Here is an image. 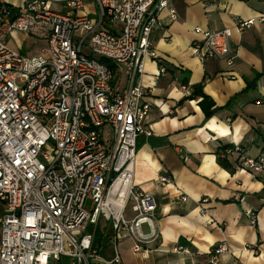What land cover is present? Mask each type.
<instances>
[{
	"label": "built area",
	"instance_id": "obj_1",
	"mask_svg": "<svg viewBox=\"0 0 264 264\" xmlns=\"http://www.w3.org/2000/svg\"><path fill=\"white\" fill-rule=\"evenodd\" d=\"M94 1L97 17L87 0H0V264H125L121 238L133 241L136 254L158 239L157 198L135 183L139 138L152 135L142 77L146 60L157 57L152 35L165 28L164 11L172 20L178 13L168 0ZM202 3L210 9V0ZM257 23L264 13L239 20L235 30ZM15 31L39 33L48 46L28 56L10 45ZM196 31L203 35L193 45L197 57L235 66L233 28ZM103 59L117 65V75ZM234 153L241 168L264 174L263 155L239 145L225 155ZM210 202L199 200L201 213ZM108 229L107 248L96 245L97 231ZM223 254H234L227 242L211 263Z\"/></svg>",
	"mask_w": 264,
	"mask_h": 264
},
{
	"label": "crops",
	"instance_id": "obj_2",
	"mask_svg": "<svg viewBox=\"0 0 264 264\" xmlns=\"http://www.w3.org/2000/svg\"><path fill=\"white\" fill-rule=\"evenodd\" d=\"M168 1L178 17L172 20L166 9L165 28L152 35L157 57L146 60L142 77L153 103L147 119L152 135L139 138L135 172L137 187L157 198L158 239L136 254L133 241L121 238L123 261L212 264V251L227 242L234 254L221 255L218 264H264V174L241 168L237 153L226 156L232 170L218 158L222 145H239L253 157L264 153V23L244 33L235 30L239 20L264 13V0H210V9L202 0ZM86 8L98 16L95 4ZM227 27L234 29L232 45L238 52L233 68L222 59L203 62L194 54V43L203 39L196 29ZM200 84L216 104L209 118L200 104L203 97L195 93ZM161 175L170 176L172 184L162 186ZM204 197L211 199L207 215L199 204ZM5 211L0 202V237ZM144 229L149 232L147 225ZM246 243L253 250H245Z\"/></svg>",
	"mask_w": 264,
	"mask_h": 264
},
{
	"label": "rangeland",
	"instance_id": "obj_3",
	"mask_svg": "<svg viewBox=\"0 0 264 264\" xmlns=\"http://www.w3.org/2000/svg\"><path fill=\"white\" fill-rule=\"evenodd\" d=\"M14 2H18L19 0H14ZM95 4L94 0H87V4ZM95 17V16H94ZM48 39H46L43 35L39 33L34 34H26L23 32L15 31L9 36L10 45L22 53L28 56H35L42 54V48L48 46ZM126 73L123 74V78L121 82L118 80L117 84L119 86H124L126 82ZM264 156V153H262ZM110 233V229H108ZM102 247L107 248V243L103 242ZM122 249V248H121Z\"/></svg>",
	"mask_w": 264,
	"mask_h": 264
},
{
	"label": "trees",
	"instance_id": "obj_4",
	"mask_svg": "<svg viewBox=\"0 0 264 264\" xmlns=\"http://www.w3.org/2000/svg\"><path fill=\"white\" fill-rule=\"evenodd\" d=\"M102 61L105 64H108L113 69V71L116 75L118 74V67L116 64L112 63L108 59H103ZM195 93L197 96L203 97L200 104L202 106V109L206 113L207 117L209 118L217 110L215 107L216 106L215 102L203 92V85L202 84L197 85L195 87ZM236 147H237V145H222L220 147V150L218 153V158H219V161L222 164V166H224L227 169L232 170V167H231L232 165L230 164V162L228 161V159L225 155L226 150L229 148H236ZM110 237H111V233H108L106 230H98L97 236H96V245L101 246L103 244V242L107 243L109 241ZM64 264H67V263L64 262Z\"/></svg>",
	"mask_w": 264,
	"mask_h": 264
}]
</instances>
